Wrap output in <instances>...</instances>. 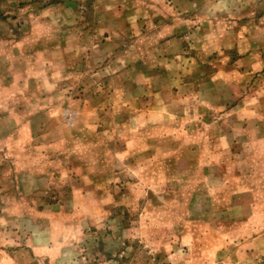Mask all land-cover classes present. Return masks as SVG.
I'll return each mask as SVG.
<instances>
[{"label":"rangeland","instance_id":"374dc122","mask_svg":"<svg viewBox=\"0 0 264 264\" xmlns=\"http://www.w3.org/2000/svg\"><path fill=\"white\" fill-rule=\"evenodd\" d=\"M0 184V264H264V0H0Z\"/></svg>","mask_w":264,"mask_h":264},{"label":"crops","instance_id":"0c3cea01","mask_svg":"<svg viewBox=\"0 0 264 264\" xmlns=\"http://www.w3.org/2000/svg\"><path fill=\"white\" fill-rule=\"evenodd\" d=\"M12 163H14L13 161H12ZM29 176V175H28ZM2 181L4 182L5 180L4 179H2ZM1 185V184H0ZM6 210L4 209V207H1L0 208V217L1 216H11V217H15V216H18V215H21V213L20 212H18V213H15V211H13V212H5ZM12 213V214H11ZM1 252V251H0Z\"/></svg>","mask_w":264,"mask_h":264}]
</instances>
